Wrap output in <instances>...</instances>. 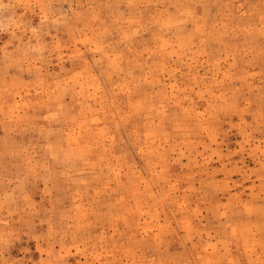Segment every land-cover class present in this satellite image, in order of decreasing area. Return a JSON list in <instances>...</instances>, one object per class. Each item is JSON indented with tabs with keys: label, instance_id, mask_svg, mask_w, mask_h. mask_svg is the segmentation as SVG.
Returning <instances> with one entry per match:
<instances>
[{
	"label": "rangeland",
	"instance_id": "1",
	"mask_svg": "<svg viewBox=\"0 0 264 264\" xmlns=\"http://www.w3.org/2000/svg\"><path fill=\"white\" fill-rule=\"evenodd\" d=\"M0 264H264V0H0Z\"/></svg>",
	"mask_w": 264,
	"mask_h": 264
}]
</instances>
